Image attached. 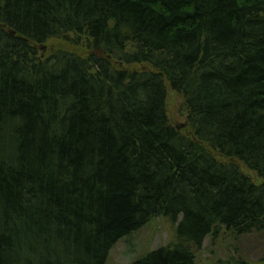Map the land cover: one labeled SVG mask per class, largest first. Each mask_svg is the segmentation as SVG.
I'll return each mask as SVG.
<instances>
[{"label":"trees","instance_id":"trees-1","mask_svg":"<svg viewBox=\"0 0 264 264\" xmlns=\"http://www.w3.org/2000/svg\"><path fill=\"white\" fill-rule=\"evenodd\" d=\"M158 216L131 264L264 229V0H0V264H104Z\"/></svg>","mask_w":264,"mask_h":264},{"label":"rangeland","instance_id":"rangeland-1","mask_svg":"<svg viewBox=\"0 0 264 264\" xmlns=\"http://www.w3.org/2000/svg\"><path fill=\"white\" fill-rule=\"evenodd\" d=\"M166 107L173 125L185 124L186 109L180 95L169 90ZM174 232V223L163 216L154 217L139 229L121 237L110 249L104 264H131L146 251L173 239ZM229 256L243 260L244 264H264V229L239 236L221 232L214 239L206 237L196 255V264H207Z\"/></svg>","mask_w":264,"mask_h":264},{"label":"water","instance_id":"water-1","mask_svg":"<svg viewBox=\"0 0 264 264\" xmlns=\"http://www.w3.org/2000/svg\"><path fill=\"white\" fill-rule=\"evenodd\" d=\"M181 126H183V124H180V125H176L177 128H180Z\"/></svg>","mask_w":264,"mask_h":264}]
</instances>
